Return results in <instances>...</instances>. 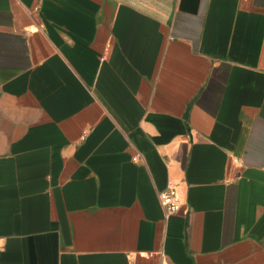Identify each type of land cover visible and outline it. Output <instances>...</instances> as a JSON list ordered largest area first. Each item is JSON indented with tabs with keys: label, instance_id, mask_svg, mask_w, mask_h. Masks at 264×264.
<instances>
[{
	"label": "crops",
	"instance_id": "0c3cea01",
	"mask_svg": "<svg viewBox=\"0 0 264 264\" xmlns=\"http://www.w3.org/2000/svg\"><path fill=\"white\" fill-rule=\"evenodd\" d=\"M0 264H264V0H0Z\"/></svg>",
	"mask_w": 264,
	"mask_h": 264
},
{
	"label": "built area",
	"instance_id": "2783aa9c",
	"mask_svg": "<svg viewBox=\"0 0 264 264\" xmlns=\"http://www.w3.org/2000/svg\"><path fill=\"white\" fill-rule=\"evenodd\" d=\"M138 157H136L137 159ZM160 198L168 213H176L180 210L182 201L175 186L160 191Z\"/></svg>",
	"mask_w": 264,
	"mask_h": 264
}]
</instances>
